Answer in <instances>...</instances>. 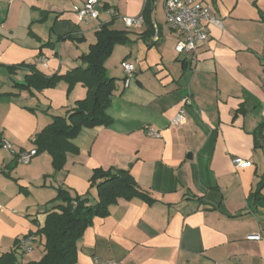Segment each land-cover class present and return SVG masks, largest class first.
Returning a JSON list of instances; mask_svg holds the SVG:
<instances>
[{
    "label": "crops",
    "instance_id": "1",
    "mask_svg": "<svg viewBox=\"0 0 264 264\" xmlns=\"http://www.w3.org/2000/svg\"><path fill=\"white\" fill-rule=\"evenodd\" d=\"M202 1L221 27L211 25L208 41L189 55L174 51L181 36L157 19L154 2L148 23L126 29L107 9L133 17L143 0H99V17L88 22L75 15L85 0H0V256L33 235L31 251L17 249L16 259L37 262L44 240L36 232L57 204L56 189L93 205V171L115 169L128 171L145 198L118 199L95 217L76 242L74 264H264V129L255 135L264 121V0ZM103 26L125 35L104 64L116 87L106 110L111 123L83 128L60 171L46 153L18 164L1 140L36 149L33 140L52 117L86 96L80 84L70 94L66 84L29 88V68L51 77L82 66ZM122 61L134 67L128 87ZM186 99L185 122L174 127ZM234 158L250 164L234 168Z\"/></svg>",
    "mask_w": 264,
    "mask_h": 264
},
{
    "label": "trees",
    "instance_id": "2",
    "mask_svg": "<svg viewBox=\"0 0 264 264\" xmlns=\"http://www.w3.org/2000/svg\"><path fill=\"white\" fill-rule=\"evenodd\" d=\"M153 2L154 0L145 2L142 11L144 23H148ZM151 32L153 33L152 26ZM95 37V43L80 57L83 65L67 71L64 75L43 77L29 68L33 71L32 75L26 78L29 88L41 90L64 83L67 86V94L77 84L86 89L83 100L77 101L75 107L67 111L65 116L52 117L51 123L33 140L37 155L46 152L50 156L54 172L63 168L68 153H76L77 150L70 141L83 128L106 127L111 123L106 110L116 87L115 79L107 75L104 64L114 46L125 42V35L103 26L95 33ZM263 129L264 121L258 125L255 135L261 136ZM260 186L261 184L252 193L253 198L260 197ZM90 188L97 190V201L93 205H88L85 198L71 196L61 188L56 189V197L51 202L57 204L47 211L43 227L36 232V235L44 240V255L39 261L27 264H74L76 242L95 217L106 216L109 207L118 199L145 198L129 172L125 170H94ZM17 249H20L18 242L13 251L0 256V264H18Z\"/></svg>",
    "mask_w": 264,
    "mask_h": 264
},
{
    "label": "built area",
    "instance_id": "3",
    "mask_svg": "<svg viewBox=\"0 0 264 264\" xmlns=\"http://www.w3.org/2000/svg\"><path fill=\"white\" fill-rule=\"evenodd\" d=\"M146 2V0H143ZM163 13L165 24L167 27L176 33L181 38L176 42L174 51L177 54H193L209 39V27L211 25H218L221 27V21L214 13L210 5L205 4L202 0H162ZM100 13L99 0H85L80 8L75 9V15L78 22H88L97 20ZM107 13L113 18H120L124 27L131 29L138 27L144 23L142 13L133 17L120 16L114 9L108 8ZM153 43L159 41V31L157 26H153V33L151 36ZM39 63L45 66V60L40 58ZM122 69L125 73L124 87H128L131 79L134 77V67L131 63L123 62ZM190 104L188 99L183 101V105L176 113L171 121V125L178 127L185 122L184 106ZM147 135L151 138H160L159 132L152 128L147 129ZM1 147L7 151L18 164L28 165L32 159L37 155L36 149L28 151H15L13 146L5 139L1 140ZM234 168L249 166V162L240 159H232ZM248 239L258 240V235L248 236ZM35 241V236L29 235L19 242L20 249L23 253L31 251L32 244ZM96 264H121L116 261L97 262Z\"/></svg>",
    "mask_w": 264,
    "mask_h": 264
},
{
    "label": "rangeland",
    "instance_id": "4",
    "mask_svg": "<svg viewBox=\"0 0 264 264\" xmlns=\"http://www.w3.org/2000/svg\"><path fill=\"white\" fill-rule=\"evenodd\" d=\"M161 2H162V0H154V8H155L154 10H155V13H156V17H157V19H159L160 21H163V19H164V21H165L164 15H163V13H162ZM164 24H165V22H164ZM126 29H127V28H126ZM122 45H123V44H117V45L114 46V48H115L116 46H122ZM114 48H113V49H114ZM112 53H113V50H112ZM112 53H111V55H112ZM111 55L109 56V58L111 57ZM109 58H108V59H109ZM108 59H107V60H108ZM107 60H106V61H107ZM111 61L114 62L115 59L112 58ZM122 63H123V61L119 63V67H120L121 69H122ZM122 70H123V69H122ZM60 84H64V83H60ZM58 85H59V84H58ZM58 85H57V86H58ZM57 86H55V87H53V88H48V89H54V88H56ZM75 86H76V85H75ZM75 86H74V87H75ZM72 90H73V89H72ZM72 90L70 91V93L72 92ZM70 93H69V94H70ZM13 148H14V147H13ZM14 150L17 151L15 148H14ZM44 153H46V152H44ZM40 154H43V153H40ZM46 154H48V153H46ZM43 206H44V205H43ZM42 209H43V207H42ZM42 209H41V210H42ZM36 250H37V249H36ZM35 253L38 254L37 251H35ZM40 253L42 254V256L44 255V252L42 253V252L40 251ZM38 256H39V254H38ZM42 256H41V258H42ZM41 258H40V259H41ZM40 259H39V260H40ZM39 260H38V261H39Z\"/></svg>",
    "mask_w": 264,
    "mask_h": 264
}]
</instances>
